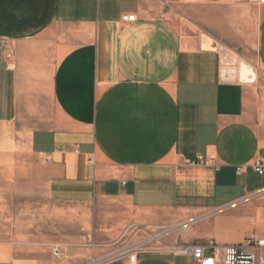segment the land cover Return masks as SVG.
I'll return each mask as SVG.
<instances>
[{"label": "crops", "instance_id": "obj_1", "mask_svg": "<svg viewBox=\"0 0 264 264\" xmlns=\"http://www.w3.org/2000/svg\"><path fill=\"white\" fill-rule=\"evenodd\" d=\"M185 4L206 8L188 35L168 14ZM2 39L14 55L0 59V149L23 151L45 200L117 212L94 247L80 234L53 257L195 264L169 248L264 237V178L250 167L264 161V83L243 78L242 60V81L225 68L252 44L264 69V4L0 0Z\"/></svg>", "mask_w": 264, "mask_h": 264}, {"label": "rangeland", "instance_id": "obj_2", "mask_svg": "<svg viewBox=\"0 0 264 264\" xmlns=\"http://www.w3.org/2000/svg\"><path fill=\"white\" fill-rule=\"evenodd\" d=\"M168 14L169 19L188 35L204 27L206 8L185 4L169 9ZM257 19L258 14L254 13L253 21L257 23ZM231 57L232 61L225 68L234 78L241 80L237 69L242 60L256 75L255 80L264 83V69L252 44ZM0 150V264H68L77 256L71 254L56 259L52 247H76L73 242L80 234L85 235L87 249L94 247L99 240L95 232L109 228L117 212L103 203L81 205L45 200L37 189L31 188L29 173L24 169V161L29 160L23 151L9 147L8 143ZM81 215L89 219L86 228L79 227Z\"/></svg>", "mask_w": 264, "mask_h": 264}, {"label": "built area", "instance_id": "obj_3", "mask_svg": "<svg viewBox=\"0 0 264 264\" xmlns=\"http://www.w3.org/2000/svg\"><path fill=\"white\" fill-rule=\"evenodd\" d=\"M246 2H257L264 4V0H244ZM122 22H134V16H122ZM14 55V47L10 40H0V59L12 60ZM196 163V162H195ZM191 162V164H195ZM199 163H202L199 160ZM251 169L264 178V161L255 160L251 165ZM239 170V169H238ZM170 252L177 256H190L195 264H264V237L247 238L243 242L234 245L219 247L214 241H209L203 245H174L171 246ZM221 256L219 257V251ZM210 252L208 255L206 252ZM58 255L55 250V256ZM128 264H135L136 254H126Z\"/></svg>", "mask_w": 264, "mask_h": 264}, {"label": "bare ground", "instance_id": "obj_4", "mask_svg": "<svg viewBox=\"0 0 264 264\" xmlns=\"http://www.w3.org/2000/svg\"><path fill=\"white\" fill-rule=\"evenodd\" d=\"M242 76H243V78H246V77H249L248 79L250 80L251 78H255V75H254V73L252 72V71H250V69L249 68H246V67H244V68H242Z\"/></svg>", "mask_w": 264, "mask_h": 264}]
</instances>
